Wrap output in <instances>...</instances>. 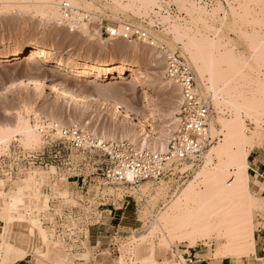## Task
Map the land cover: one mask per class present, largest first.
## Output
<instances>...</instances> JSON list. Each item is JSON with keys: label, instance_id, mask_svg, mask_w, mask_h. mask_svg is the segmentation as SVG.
Segmentation results:
<instances>
[{"label": "rangeland", "instance_id": "374dc122", "mask_svg": "<svg viewBox=\"0 0 264 264\" xmlns=\"http://www.w3.org/2000/svg\"><path fill=\"white\" fill-rule=\"evenodd\" d=\"M77 1L79 6L69 0H0V51L15 50L26 45L44 47L48 51V59L25 57L0 63V188L4 187L3 191L10 193L16 190L17 184L26 180L30 173L33 176L38 175V184L34 190L37 199L35 195L31 198L27 196L25 202L29 217L37 218L39 222L41 214L47 212L51 198L61 200L59 205L62 211L63 208L81 207L77 201L84 200L88 202L84 210L87 209L90 217L102 213L115 203L120 210L117 225L121 227L118 240H115L118 243L115 245L118 251L113 253L111 258L116 264H145L144 261L150 264L149 259L156 261L155 247L168 254L162 264H178L181 259L183 262L179 264H186L182 251L190 249V242L183 243L178 238L176 240V237H172V241L164 226V233L153 231L152 226L161 215L169 212L190 183L196 185L199 192L206 189L207 184L201 174L207 169L213 170L221 163L216 154L210 156L209 152L213 147L225 142L228 129L224 127V123H233L240 118L244 123L246 135L254 142L251 152L256 148L264 149V0ZM63 2L70 3L79 11V18L72 20L74 23H68L63 15L60 16ZM52 9L59 10L62 23L49 20L48 12ZM85 15L89 18L88 22H84ZM124 24L145 28L190 65L198 90L210 107L209 131L213 140L195 169L189 171L187 164L181 168L174 165L176 170L172 176L155 182L144 181L138 187L116 185L106 180L102 175L105 158L100 152L76 151L60 143L51 145L36 127L42 121L60 127L76 126L99 141L101 138V141L108 143L128 142L139 149L153 152H159L161 143L169 144L171 134L177 129L173 119L177 118L181 106L180 89L166 76V56L163 52L154 47L153 49L141 40L114 38L106 30ZM82 26L87 29L90 27L89 33L85 34L84 28L80 30ZM175 27L181 30L178 29L179 31L174 33ZM178 32L180 36L177 35ZM191 39L205 43L206 49L210 47V43L214 44L213 48H208L211 50L207 53L213 56L209 57L213 58L211 60H214V64L221 68L222 73H218L220 78L217 79V84L220 90L224 89L222 92L219 89L218 93L213 90L209 74L200 79L193 57L184 47ZM137 49L141 52H137ZM69 56L113 66L100 70L97 79V72L92 70L91 74L81 81L82 74L79 69L68 74L52 68V63L68 65ZM123 61L134 62L135 65L116 69L115 66ZM221 78L223 80L220 81ZM31 79L42 81L46 86L39 90L28 84ZM21 82L28 85L24 88H14L13 91L7 89L10 86L16 87ZM54 82L77 95V99L61 97L52 86ZM80 97L89 98L88 101L91 98L89 105L80 102ZM243 99H246L243 105L251 109H247L248 113L246 109H242ZM234 100L235 104H238L234 106H242L239 111L231 105ZM118 105L134 111L135 116L129 117L116 111ZM252 113L253 115H248ZM144 118L151 121L152 127L148 126ZM21 121L29 122L35 129L39 136L36 145L29 144L25 134L21 135ZM17 131L21 133L18 134ZM146 134L150 136L148 145L141 147ZM4 136L8 139L3 142ZM56 148H59L57 157L54 151ZM233 149L238 150L235 145ZM227 166L232 175H228L230 178L226 176L228 179L225 181L231 184L235 167L230 164ZM179 169L181 174L177 173ZM68 180L80 183L78 194L66 187ZM250 194L258 197L251 186ZM38 198L41 199L39 204ZM2 205L3 200L0 199V206ZM262 208L261 203L253 214L255 236ZM230 215L231 220L235 221L231 226L228 225L229 228L236 231L240 226L242 230H239V233H243L247 223H241L238 220L241 217L235 219L234 212H230ZM228 219L226 221L229 222ZM41 225L49 238V247L51 246L49 249L42 248L41 253H47L49 258H44L41 253L38 255L39 251L36 252V248L43 247L36 236L30 250L22 255L28 256L27 258L19 262L13 259L5 264H70L72 256L67 252L65 242L57 232L50 231L48 225ZM24 226L31 229L29 223H24ZM5 228L10 231L0 218V235L4 233ZM229 228L225 227L224 233L227 231L228 234ZM235 231L233 235L237 233ZM247 231L245 233H248ZM232 234L226 235L224 239L220 238L224 235L218 237V233L214 232L209 240L199 241L195 248L208 251L215 257L216 250L223 245L226 247ZM164 236H168L167 240ZM238 237H235L238 240L236 243L241 241L240 236ZM242 241L239 243L240 249L244 247ZM6 246L8 251L17 250L11 244ZM253 255L227 258H230L233 264H242L255 258ZM4 258L5 252L0 253V264H3ZM122 259L123 263L120 262ZM153 262L152 264H155Z\"/></svg>", "mask_w": 264, "mask_h": 264}, {"label": "bare ground", "instance_id": "6f19581e", "mask_svg": "<svg viewBox=\"0 0 264 264\" xmlns=\"http://www.w3.org/2000/svg\"><path fill=\"white\" fill-rule=\"evenodd\" d=\"M52 1L54 2V0H52ZM69 1L74 3L76 6L80 5V3L77 0H69ZM47 3H49V1ZM58 5H59V3H58ZM51 6H52V3H51ZM53 7H55V6L53 5ZM57 7H59V6H57ZM50 11L51 12H48V15L50 18L49 20H51V21L53 20L56 22L62 21L61 18H59V14H60V12H58L59 10L57 11L55 9L54 10L52 9ZM60 16L62 17V14H60ZM84 26H82V28L80 30H82L84 28ZM89 28L88 29L84 28L83 32L85 34L87 32L89 33V31H88V30H90ZM175 28L176 29H175L174 33L181 30V29H179V27L178 28L175 27ZM177 35L180 36L179 32L177 33ZM178 36L176 38H178V41H179ZM181 38L183 40V37H181ZM182 40H180V41H182ZM188 42L189 43H186L184 45V47L186 48V49L185 48L184 49L186 50L187 53L190 54V56L192 55L191 57H193L192 60L196 64L197 72L199 71V73H200V76H201L200 79L203 78L204 76H206L207 74H209L212 88L214 91L216 90V92L218 93V91L220 90L219 89L220 87L218 86L219 82L217 79L220 78V75L218 73H220L221 68L219 67L220 68L219 69L217 67V64H214L215 63L214 60L213 61L211 60V58L213 56L209 53L212 56V57H209L210 55H208V53H207V51L211 50L208 48H210V47L213 48L214 44L212 43L213 44L212 45L210 43V47H208L206 49V46H204L205 43L202 44V42L200 43V41L198 42L196 40L194 41V39H191ZM137 52H141L140 49H137ZM25 57H29L32 59H37V58L48 59V51L44 47L28 46V45L19 47L18 49H15V50L0 51V63L6 62L9 60H21ZM67 61H68V65H65L63 63H52V68L57 69L59 71L67 72L68 74H72L77 69H79L81 74H82V75H80L81 81L86 79L87 75L91 74L92 70H95L97 72V76H96V79H97L100 76V73H101L100 70H102L106 67L113 66V64H105V63H101V62H90V61L80 59L79 57H75V56H69L67 58ZM77 65H79L80 67ZM134 65H135L134 62L123 61L119 65L115 66V68L121 69V68H124V66H134ZM221 73H222V71H221ZM221 80H223V79L221 78L220 81ZM28 84L36 87L39 90H41L42 87H44V85H45L44 82L36 80V79H31ZM28 84L25 82H21L20 84H18V86L17 85H16V87L10 86L7 89L13 91L14 88H17V89L20 87L24 88V86L26 87V85H28ZM226 84H227L226 86L228 87V80H227ZM52 86L55 88V91L58 92L60 94V96L63 98L77 99L76 97H78L77 95H75L71 91L70 92L67 91L66 90L67 88L64 87L63 85L59 84V83L54 82V83H52ZM226 86H225V88H227ZM43 90H44V88H43ZM222 90H224V89H222ZM222 90H220V91L222 92ZM228 91H229V89H228ZM217 93H216V96H217ZM228 94H229V92H228ZM80 98H81V99H79L80 102H82L85 105H89L91 98L89 101H88L89 98H85V97H80ZM246 99H247V97H246ZM245 100L243 99V103H242L243 107L241 105L234 106L237 104V103L235 104V100H234V102H232V103L230 102V103H231V105L233 104L234 107H237L238 111L240 110V107H242V109L243 110L246 109V112L248 113V110L251 111V109H248V107L246 108L247 105H245V106L243 105ZM225 103H227V102H225ZM248 103H251V102L248 101ZM109 106H111V105H109ZM116 111L121 112L122 114H126L129 117L135 116L134 111H132L128 108H125L123 106H120V105H118L116 107ZM248 115L249 116L253 115V113L248 114ZM144 120L148 124L149 127H152V123L149 119L144 118ZM173 122L175 124H177V118L176 117H174ZM21 124H23V126H22L23 129L19 125L20 126L19 130L22 129L21 130L22 133L20 132L21 135L25 134L24 136L26 137V140L29 142V144L34 143V145H36V143H38V141H39V136L37 135L35 129L29 124V122L21 121ZM36 127H38V125ZM224 127L228 129V133L226 134L225 142L220 144L219 146L213 147L209 152L210 156L212 154L217 155V157L220 159V162H221L220 165L213 168V170L207 169V170L203 171L202 174L200 173L202 175V177L204 176L203 177L205 179L204 182L207 184L206 185L204 183L206 185V189L204 191L199 192L196 188L197 186L194 185L193 183L192 184L190 183V186L188 185L189 187L187 186L188 188L186 190L185 189L183 190V194L171 206L169 212L165 213L164 216L161 215L162 217L160 216L161 218L159 217L157 222H155L152 226L154 228L153 231L155 230V231L163 232L162 229L164 230L166 228V230L168 231L169 237L171 236L170 238L172 241H173L172 237L174 239L176 237V240L178 238V240L180 239V241L183 243L184 242L185 243L190 242V248H195L199 241L209 240L210 235L214 232L218 233V237H220V235H224L220 238H224L226 235L228 236L229 234L234 233L235 230L233 231L231 227L229 228V226H231V223H233V221H235L233 219V217L235 219H238L241 217L238 220L241 223L244 221H245L244 223H247L246 224L247 226H244V223L242 224L245 227V231H243V233L240 231V233H239V230H242V228L239 226V224H240L239 223L238 226L241 229L236 228L235 232H237V233L234 235L232 234V236L230 238H228V239H230V241H228V243H227L228 246L226 244V247H224L225 245H223L222 248L220 247V248H218V250H216L214 258H217V259L227 258L230 256L237 257V256H244V255L246 256L248 254H255V235H254V229H253V227H254L253 214H254L255 210L257 208H259V206L261 205L260 198H258L256 196H252L250 194L251 176L249 175L248 168H249V158H250V154H251V149L253 148L254 142H252L251 141L252 139L250 140L249 139L250 137H248L246 135L244 123L240 118H237L233 123H224ZM20 133L18 132V134H20ZM6 135L7 134L5 133V136ZM2 136H3V134H2ZM5 136L2 138L3 142L8 139V138H5ZM253 137H251V138H253ZM149 139H150V136H148L146 134L144 136V143L141 147L147 146ZM100 141H101V138H100ZM166 141H168V140H166ZM234 145L237 146V148H238L237 151H235L233 149ZM159 148H160L159 152L168 153V145L166 143H161L159 145ZM227 164H230L231 166L235 167V172L233 173L234 179H233L231 184H228L225 181L226 179L230 178L232 175ZM230 173H231V175H230ZM228 175H230V177H228ZM37 176L36 175L33 176L30 173L29 176L27 175V179L26 180L24 179L25 181L22 180L20 182L21 184L18 183L17 187L15 188L16 190H13L10 193L4 192L3 191L4 187H3V189H2V187L0 188V189H2L0 191V199L3 200V205L0 206V218L2 219V221H4L5 225H7L9 227L8 229H10V231L9 230L7 231V228H5L6 229L5 231L3 229L4 233L0 235V238H1L0 253L4 252L5 246L7 244L13 245L12 243L9 242V234L12 230V226L14 223H24L25 222V223H29L31 225L32 242L36 239V236H37L39 239V244L41 243V245L43 246V247L39 246L38 248H36V252L39 251L38 255H40L42 248L44 249V247H45V248L49 249L51 247V246L49 247V243H50L49 238L47 236L46 231L43 229V227L41 225L42 223L39 222V220L37 218H31V217H29V214H27V211H28L27 208L28 207H26L25 197L30 196V198H31L36 194V192L34 190H35L36 185L38 184V182L36 183V177ZM226 176L228 178H226ZM16 182H18V180ZM15 184L16 183H14V186H15ZM36 195L34 196L35 199H37ZM37 197H39V195ZM40 200L38 198V200H37L38 204H39ZM32 204H33V202L31 203V205ZM229 211L231 213L234 212V215L232 217L233 221L231 220V217H230L232 214L230 215ZM33 215L34 214H32V216ZM235 215H236V217H235ZM225 216H228V217H225ZM228 218H230L231 221ZM227 219L229 220V222L226 221ZM227 222H228V224H226ZM236 223H237V220H236ZM163 226L165 228H162ZM225 227L229 228V229H227L228 234H226L227 231L224 233L223 229H225ZM247 227H248V229H246ZM246 230H248L247 231L248 233H245ZM167 231H166V233H167ZM151 233L153 235V232H151ZM237 235L240 236L239 240H241V241L243 240L242 242L244 243L242 245V247L243 246L244 247L241 249L238 248V247H240L239 243L241 241L239 243H236L238 241L237 238H235V237H238ZM241 235H243V236H241ZM167 237L164 236V238H166V240H167ZM243 237H245V238H243ZM164 238H163V240H164ZM244 239H245V241H244ZM168 242H170V239H168ZM164 244H166V243H164ZM15 248H17V247H15ZM24 252H25L24 250L17 248L18 255L14 259L15 262L22 261L28 257L26 255H24V257H22ZM46 252H47V250H46ZM41 255L44 258H49L48 254L45 252H42ZM19 256H21V257H19ZM47 260H49V259H47ZM182 260L183 259H181V261ZM120 262L123 263V259ZM144 262H145V264H147L146 263L147 261H144ZM152 262H153V260H151V259L148 260V263L152 264ZM154 262H155V264H159L156 261H154ZM180 262H178V264ZM252 264H262V263H261V261H257L255 258H252Z\"/></svg>", "mask_w": 264, "mask_h": 264}, {"label": "built area", "instance_id": "2783aa9c", "mask_svg": "<svg viewBox=\"0 0 264 264\" xmlns=\"http://www.w3.org/2000/svg\"><path fill=\"white\" fill-rule=\"evenodd\" d=\"M61 12L64 20L68 23H74L72 20L78 19L77 14H80L68 2L62 3ZM83 19L84 22L89 20L86 15ZM106 30L114 38L141 40L165 54L166 76L179 87L181 94L177 129L170 136L168 153L161 154L147 149L142 150L128 142L108 143L99 141L76 126L60 127L42 121L38 124L40 133L51 145L60 143L68 145L76 151L95 150L100 152L106 163L102 175L110 183L116 185L127 184L138 187L144 181L155 182L164 179L174 174L176 170L174 165L181 168L187 164L189 171L195 169L213 140L209 131L210 107L198 90L196 77L190 65L184 58L170 51L143 27L124 24ZM177 173L181 174V170L179 169ZM63 223L65 224L62 225L61 229L54 232H57L64 242L70 243L74 238V232H78L81 236L86 231L84 229L85 222L75 226L71 220L66 219ZM87 225L89 226V223ZM188 264L193 263L190 260Z\"/></svg>", "mask_w": 264, "mask_h": 264}, {"label": "crops", "instance_id": "0c3cea01", "mask_svg": "<svg viewBox=\"0 0 264 264\" xmlns=\"http://www.w3.org/2000/svg\"><path fill=\"white\" fill-rule=\"evenodd\" d=\"M58 149L54 151L58 156ZM249 175L253 178L251 187H253L256 195L260 198L263 205L262 211L259 214L260 224L255 236V254L253 255L258 261L264 264V149H254L249 158ZM59 183H57L58 185ZM66 187L70 188L75 194L79 193L80 183L77 181L68 180ZM84 197V196H83ZM47 212H44L40 216L41 222L48 225L47 228L54 232L60 230L63 222L71 220L73 224L81 225L83 222L84 229L86 230L83 235L80 236L78 232H74L72 241L65 242L67 245V252L72 256L70 264H116L114 259H111L113 253H116L118 249L115 245L118 243V234L120 232V225H117V221L120 218V210L116 207L115 203L110 205L109 209H105L100 214H96L93 217L88 216L87 209L84 210L88 202L84 200H78L77 202L81 207H73L70 209L63 208L60 210L61 200L51 198ZM114 206V207H113ZM95 220L94 222L92 220ZM84 220V221H82ZM86 220V221H85ZM25 223V222H24ZM24 223H14L11 234L10 243L15 247L29 251L31 248V229L24 226ZM89 223V226L87 225ZM77 225V226H78ZM81 227V226H79ZM5 246V258L3 264L15 259L18 255L17 250L9 249ZM108 251L110 253H108ZM184 261L186 264L191 260L193 264H233L230 258H214L208 251L199 250L197 248H190L182 251ZM109 256V257H108ZM166 252L158 247L154 248V258L157 262L165 261ZM87 257V258H85ZM242 264H252L250 262H243Z\"/></svg>", "mask_w": 264, "mask_h": 264}, {"label": "snow or ice", "instance_id": "6c2138e0", "mask_svg": "<svg viewBox=\"0 0 264 264\" xmlns=\"http://www.w3.org/2000/svg\"><path fill=\"white\" fill-rule=\"evenodd\" d=\"M129 178H131V177H129Z\"/></svg>", "mask_w": 264, "mask_h": 264}]
</instances>
